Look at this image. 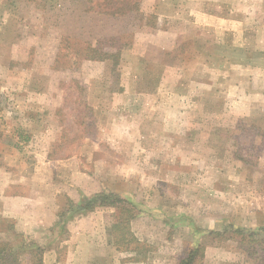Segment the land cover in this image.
<instances>
[{"label": "rangeland", "instance_id": "rangeland-1", "mask_svg": "<svg viewBox=\"0 0 264 264\" xmlns=\"http://www.w3.org/2000/svg\"><path fill=\"white\" fill-rule=\"evenodd\" d=\"M126 1L0 0V138L22 155L11 159L30 163L47 149L69 159L63 171L90 172L135 214L122 235L118 211L97 208L92 239L69 242L97 253L75 260L66 225L25 232L0 217V240L16 247L27 237L59 264L189 255V264H264L231 233L215 235L264 227V0H138L103 13ZM93 49L119 52L91 58ZM118 233L128 241L117 244ZM54 260L43 253L42 264Z\"/></svg>", "mask_w": 264, "mask_h": 264}, {"label": "crops", "instance_id": "crops-1", "mask_svg": "<svg viewBox=\"0 0 264 264\" xmlns=\"http://www.w3.org/2000/svg\"><path fill=\"white\" fill-rule=\"evenodd\" d=\"M8 141V136L3 134L0 138V217L15 220L16 226L25 232L27 228L48 229L53 227L59 229L60 226L66 225L69 234L64 243L68 244L73 260L76 259L74 258L76 254L86 256L87 253H97V247L90 245H86L82 251L79 246L69 247V242L73 237L83 238L84 243L92 239L93 228L99 218L96 215L97 210L88 213L69 211L63 220H59L55 215L58 208L56 198L61 193L65 194L64 209L70 205L69 203L75 206L83 196L91 195L104 188L103 183L90 172L81 169L63 171V165L67 164L63 161L69 159L53 158L47 149L40 147L31 153L34 161V158H37V164L32 163L33 160L30 163H27L26 159L20 162L12 160L11 156L17 155L22 158V155L18 153L19 150L13 151L7 144ZM63 176L70 178L68 180L70 186H66L65 189L55 184L56 179L63 178ZM70 215L74 216L71 218ZM2 231L4 236L11 234L9 229L7 232L6 229ZM45 251L53 252L54 262L60 263L56 261V251L52 249ZM88 261L87 264H94L89 259Z\"/></svg>", "mask_w": 264, "mask_h": 264}, {"label": "trees", "instance_id": "trees-1", "mask_svg": "<svg viewBox=\"0 0 264 264\" xmlns=\"http://www.w3.org/2000/svg\"><path fill=\"white\" fill-rule=\"evenodd\" d=\"M118 1V0H115ZM139 4L138 0L133 1H126L121 5H114V9L112 11H103V13L108 15H120L125 11H131L137 9ZM94 55L91 58H115L118 50L112 51L109 53L107 51H102L99 49H93ZM70 205L65 209L61 210L59 215V220H63L66 216L67 212L75 210L78 213H88L96 210L97 208L102 207H111L115 209V212L118 211V215L116 217V222L113 224V227L117 229H121L122 235L124 229L128 227L129 220L135 216L133 211L130 210L131 205L130 202L122 198L119 194L108 191L105 188H102L100 191L92 193L88 196H83L78 204L69 203ZM73 206V207H72ZM132 209V208H131ZM264 233V227L259 228L257 231L235 228L233 229L232 226L227 225L224 227L223 231H216V236H222L226 233H231L230 236H227L228 239H234L239 244V247L247 254H254L258 253L259 257L264 256V247L258 249L261 243L264 241V237H257L259 232ZM15 235L19 236V234L15 233ZM121 238H117V244L119 242L126 243L128 240L126 237L121 236L119 233L116 235ZM123 237V239H122ZM27 239V240H26ZM256 244V245H255ZM256 247V248H255ZM45 251V247L39 245L33 240H29L27 237L21 236L20 243L18 246L14 247L13 242L11 239H3L0 240V264H21V257L26 256L30 264H42V257ZM199 249L195 250V255L198 253ZM193 254V252H190ZM190 256L189 258H185L180 260L177 264H189L190 263Z\"/></svg>", "mask_w": 264, "mask_h": 264}]
</instances>
